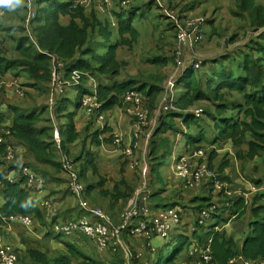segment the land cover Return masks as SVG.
Segmentation results:
<instances>
[{
  "label": "trees",
  "instance_id": "obj_1",
  "mask_svg": "<svg viewBox=\"0 0 264 264\" xmlns=\"http://www.w3.org/2000/svg\"><path fill=\"white\" fill-rule=\"evenodd\" d=\"M173 2L174 0H169V2L167 0L165 4L168 7H173L175 10H178L182 16L191 15L183 8L172 5ZM236 2L242 11L248 12V14L241 15L242 18L250 21L251 25L254 28L256 27V29L257 27H264L263 6L256 5L254 0H236ZM34 3L37 7V16L32 24V34L35 41L29 37L25 25H23L12 28V31L19 30L22 32V36L19 38L16 47L17 55L9 56L0 49V87L3 76L10 70H16L18 73L25 72L30 79L35 81V83L30 86L39 89V92H37L39 103H34L39 105H36L29 111H23L19 106L11 107L15 113L14 120L10 122V126L5 127L10 131L9 135L6 136L7 138L10 137V143L13 146L25 148L27 151L25 157L28 155V159L26 162L19 163L18 155H16V159L12 163H6L4 161L1 163L4 166V171L0 172V180L2 179L5 184L3 191L5 203L0 207L1 221L9 222L13 218L28 215L32 220L37 218L43 222L45 226L48 225L47 221L44 219L42 209L29 194V191L39 189V187L30 189L27 186L26 177L22 176L21 172L23 167L31 168L44 180L42 189H46L48 180L39 172L38 164H53L60 168L68 184L69 179L66 177L67 175L62 167L60 151L73 158L76 164V170L82 182L86 185L87 193L89 192V188H93L96 183L89 181V179H93L97 176L94 154L88 151L84 157L85 162L80 165L83 154L80 153L76 156H72L68 144L69 141L77 140V138L81 136V131L75 128V122H71L69 125L63 123L64 119L71 114L68 112L69 108L67 110L69 102L72 103L69 95L73 93L74 90H83L85 81L88 82L89 86V80H86L84 77L80 85L73 86L72 88L67 87L63 93L55 94L56 103L53 112L54 115L57 116L58 123L56 122V124L62 139L60 148H58L54 140L55 125L50 115L49 105L50 97L48 89L51 88L52 74V62L49 53L63 59V71L66 75L71 73L73 69H79L85 73L84 75H86V77H88V74H91L99 78L98 99L102 103V110L105 111L115 106H123L124 95L130 90H137L143 95V106L146 108L148 103L150 114H154V110L160 109V114H157L156 126L153 128L148 144V159L151 169L147 178L150 180H148L152 190L150 199L154 210L166 208H157L155 205V203L162 200L161 195L163 189L160 188L154 192V177L157 176L160 165L166 163L170 152L172 155V147L174 148V145H180L181 142L185 147L192 145L190 153L201 148H207L206 156L198 158L196 161L198 163L206 161L208 168L216 173V177L224 180H229V178L224 177L220 172H223L224 168L227 166V159L224 158L219 171L214 170L213 159L216 157L217 152L214 148L207 147L205 143L211 145L231 141L240 148L237 153L238 157H241L243 151L241 148L246 145L249 149L247 157L250 160L264 153V31L254 37L249 45L243 49L237 50V52L233 54V59L228 65L219 67L214 76L216 81L220 80V83L214 87V89L210 85L208 94L201 89L199 81L195 83L199 75H202V69H188L180 78L181 82L183 78L187 77V83L184 85V92L180 93V95H176L173 103L176 108L184 111V113H182L174 111V109L172 110L171 108L169 110L164 109L163 103L158 105L157 94L161 90L163 91L164 87L162 89L160 86L149 84L146 87L134 88V79L121 81L119 78L122 68V60L119 59V49L123 45H132L136 40L135 28L130 26L128 20L127 22H121V19L128 16L133 10L135 12L137 6L135 0H130L128 4L130 7L128 9L125 8L128 5L122 6L119 4V11L115 10L116 16L120 21V38L115 42L110 39L112 32L108 30L104 22L98 17L96 10L94 9L89 12L87 6L82 4V0H34ZM154 3L153 0H148L150 8ZM1 4L2 3H0V6ZM156 6L160 9L157 4ZM249 15L251 17H249ZM65 18H68V21L64 22ZM170 22L173 23L171 26L177 30L174 22ZM102 32H104L102 39L99 40L96 46H93L94 42H96L97 34ZM125 33H129L131 37H125ZM163 58L162 55L155 56L151 59L150 63L156 65L164 64L167 60ZM173 58L175 60V47ZM229 58H231V56H229ZM98 74H105L106 81ZM21 86L23 87L24 85ZM223 89L229 90L230 92L228 94L231 97H234V94L242 95V101L238 103L234 109L235 114H229L230 110L228 106L232 104L228 105V102L225 105L222 104L226 102L227 97L224 98V100L218 99L219 101H212L217 96L216 93ZM25 94H27V91ZM211 95L213 96L211 97ZM205 99H210L215 107L211 108L209 105H205L204 113L201 118L195 117L192 113L185 112L186 109L195 108L200 103L209 102ZM74 105L79 106L80 104L77 103ZM214 110H218V112L216 113ZM224 112H226V115H223ZM181 114L186 117L184 122L188 126H190L192 122L199 123L203 118L214 120L215 132L213 133V137L209 139L206 135L193 134L188 131L185 124L186 127L184 128L178 127L176 118H182ZM109 130L112 131L108 124L103 132ZM170 132L172 136L168 134ZM113 135V133L110 134L109 138H105V141L113 142ZM92 137V142L96 144L102 141L98 130L92 132ZM137 147L134 148V151ZM180 156L181 155L175 157ZM89 170L92 171V177L90 178L87 174ZM13 171L18 172L16 175V182L7 180V175L13 173ZM213 179L214 178L204 179L199 184L204 185V187L211 192H215L216 188ZM104 181V179L100 178L98 184H103ZM136 187L132 190L130 197L133 195ZM105 194L107 193L105 192ZM234 198L235 197H227L222 207L227 208L231 206L234 209V213H237L239 217L247 211V208H250L254 217V221L250 226L251 232L245 239L241 251L238 250L233 239H227L220 233H213L211 250L213 257L212 262L214 264H237L234 259L239 256L250 260H264V205H257L255 198L246 206L242 198L237 200H234ZM208 200L207 205L206 203L201 205L199 213L202 208L214 204L212 202L210 203L209 198ZM227 202L231 204L227 205ZM222 207L218 206L216 211H219ZM212 217L216 222L222 219L220 213H213ZM58 221H60L58 216H55L50 225ZM195 224L193 229H191L192 235L198 233L199 228L203 227L197 222ZM210 227H215V224L209 225L208 228ZM186 228L188 227L183 222L182 218V224L177 229L176 235L173 236V238L178 236V243L174 251L168 255L165 249L160 250L159 258L156 260L155 264H178V257L185 246L186 239L183 234ZM211 231L212 230H210L209 233ZM47 235L64 242L69 250L71 258L60 256L54 259L49 256L48 253L38 249H29L26 251V254H24L25 252L22 253L21 249L15 247L18 254V261L16 264H20L26 260H29L32 264H72V259L77 261L80 260L79 264H97L96 260H92L82 250L72 244V242L63 239L62 235H54L52 230H50ZM147 244L145 240V245L147 246ZM191 244L192 242L187 244V250H189ZM113 248L117 251L120 247H110V249ZM150 251L154 252L152 250ZM128 252L131 253L130 264H139L137 253L130 252V250ZM117 257L118 260L115 264H127L123 258Z\"/></svg>",
  "mask_w": 264,
  "mask_h": 264
},
{
  "label": "crops",
  "instance_id": "obj_2",
  "mask_svg": "<svg viewBox=\"0 0 264 264\" xmlns=\"http://www.w3.org/2000/svg\"><path fill=\"white\" fill-rule=\"evenodd\" d=\"M135 1L137 4L135 12L133 10L128 16L121 19V22H127L128 20L130 26L136 30V40L133 42L132 46L141 42L143 37H147V40L150 43V48L158 46L165 49V46H169V43L164 40L168 37L173 38L172 31L167 27L165 29H160L162 23L153 21V18L156 16L151 12L148 0ZM254 1L256 5L264 7V0ZM172 5L183 8L192 16H203L206 19L205 35L207 34V39L204 40L202 45H204L203 47H206V50H216L218 53L212 55L209 59H205V66L201 71L204 78L208 77V74L215 75L214 73H211V71H217L220 66L228 65V63H225L226 60H232L233 54H235L237 50L243 49L249 45L254 37L264 31V27H257L256 29V27L254 28L251 25L250 21L241 17L243 14H248V12L242 11L240 6L238 7L236 0H174ZM10 7L12 10H9ZM25 7L26 5H23L20 0H9L8 3H2L0 6V49L6 52L9 56L17 55L16 47L19 38L22 36V32L19 30L12 31V28L24 25L26 19ZM1 8H4L5 10H1ZM99 17L104 23L108 22L111 25L108 27V30L112 32L110 39H112L113 42L117 41L120 38V21L118 17L112 22L109 19L101 17V15H99ZM249 17L251 16L249 15ZM66 21H68V18L64 19V22ZM103 33L104 32L97 34L96 42H94L93 46H96L99 40L102 39ZM124 36L131 37L129 33H125ZM224 37L228 38L226 43H222L221 41ZM208 44L211 46L207 47ZM225 45L228 47L232 45L235 46L231 49H227L228 47L225 48ZM125 46H128V48L131 49V47H129L131 45H124V47ZM223 50H226V52L221 53ZM229 56H231V58H229ZM185 79L187 80V77ZM34 83L35 81L30 79L25 72L18 73L16 70H10L3 76L0 87V132H3L5 127L10 126V122L14 120L15 113L11 107L19 106L23 111H29L36 105H39L33 104L34 100L39 103L37 98V92H39V89L30 86ZM21 85L24 86L22 87ZM90 85V81L89 86L88 82L85 81L83 91H88ZM18 89H21L23 93ZM26 91L27 94H25ZM48 93L50 96L51 88L48 89ZM241 96L242 95L234 94V97L226 98V102H223L222 104L225 105L227 102L229 105L234 104V106H228L229 110H234L237 104L242 101ZM69 97L72 100L73 93H71ZM209 106L213 108L211 105ZM121 107L123 106H115L112 109L103 110L112 131L109 130L103 132L99 127L94 128L97 127L95 121L86 113L81 105L76 106L72 104L68 110L71 114L67 117L65 116L66 118L64 117L65 119L63 121L64 124L68 125L71 122H75V128L78 131H81V136L77 138V140H68V147L70 148L72 156H76L80 153L83 154L80 165L85 162L84 157L88 151L92 152L95 157L97 176L93 179H89V181L96 183L93 188H89V192L87 193L88 199L93 205L108 211L117 222H120L121 220V215L128 204L132 190L139 184L142 176L147 178L149 175L151 168L148 159V144L153 128L156 126L157 122V117H154V115L151 114L153 119L151 127L146 129V131L141 132L140 137L136 139L138 147L135 149L134 155L128 156L124 152V147L115 144L114 139L113 142L105 141V138H109L112 133L120 135L124 144H131L135 140L133 132L135 119L133 116L131 117L126 114ZM225 113L226 112H224L223 115H226ZM157 114L158 113H156V116ZM181 116L182 118H176L178 127L184 128L187 126L188 131L193 134L206 135L209 139L213 137V133L215 132L214 120L203 118L199 123L192 122V124L188 126L184 122L186 117L183 114H181ZM55 121L57 122V119H55ZM95 130L100 132V139L102 141L99 144L92 142V132ZM147 131L148 134L145 135L144 132L147 133ZM168 134L172 136L171 132ZM9 138L10 137H6L8 142H10ZM205 144L207 147L214 148L217 152L216 157L213 159L214 170L219 171L224 158L227 159L228 164L223 172L220 173H222L224 177L229 178V180L225 181L229 183L230 188L233 191L235 197L234 200L241 198L244 200L243 197L238 196V194L243 192L247 201L250 200V202H252L256 198L257 205H264V153L255 159L250 160L247 157L249 149L246 145L241 148L243 151L241 157H238L237 153L240 148L234 145L231 141L211 145H208V143ZM14 148L16 155H18L19 163L26 162L28 159V155L25 157V154L27 153L26 149L20 146H14ZM191 148L192 145L185 147L182 142L180 145H174V148L172 147L173 151L171 150L172 155L170 152L166 163L160 165L157 176L154 177V192L160 188L163 189L161 195L162 200L155 203L156 207L160 208L169 206L180 210L183 222L188 227L183 234L186 240L185 246L178 257V264H199L198 262L201 258L202 250L206 248L211 250L213 233H220L227 239H233L238 250L241 251L245 239L251 232V223L254 221L250 208H247V211L239 217V215L237 216V213H234V209L231 206L227 208L222 207L223 201L225 200L224 196L227 197L226 190L215 189L216 193H214L202 184L188 186L186 180L175 175L173 168L175 156L187 155L190 153ZM1 150H3V148H0V151ZM2 161V155L0 152V172L4 171V166L1 164ZM38 170H40L39 172H41L48 180L47 187L43 190H31L29 191V194L42 209L44 219L47 221L48 225L45 226L43 222L37 218L35 220L33 219L31 225H26L20 217L13 218L9 222H3L0 220V243L13 244L16 248L21 249L22 253L25 252L24 254H26V251L29 249H38L48 253V255L54 259L60 256L70 257L68 248L61 240L47 235V233L52 230L50 224L55 216H58L59 220H72L80 218L82 215H85V213L82 211L78 199L70 193L69 186L60 168L48 163L38 164ZM87 174L89 178L92 177L91 170H89ZM100 178L105 180L103 184H98ZM4 188L5 184L1 179L0 198H2V200L0 199V207L5 203L3 193ZM105 192L107 194H105ZM231 196L233 197V195ZM208 198L210 199V203L214 201L219 203L222 202L220 204L223 208L220 212L222 219L217 222L214 220L210 222L209 225L215 224V227L208 228V225L206 228L202 229V231L198 230V233L192 235L191 229L196 225L195 223L199 215V208H201L203 203H206V205L208 204ZM46 200L49 201V205L43 204V201ZM245 205L248 206L247 204ZM188 230H190V232L186 234ZM210 230L212 231L209 233ZM64 236L66 241L72 242V244L82 250L92 260H95L98 254L102 258H105V264H109L108 260H112L117 256L123 258L127 264H130L131 253H129L128 250L137 253L139 264H152L151 261L153 259L155 262L158 260L157 256L159 252L155 253L153 258L149 245H145L144 237L129 230L123 233L124 244H127L128 250L119 253L114 248L110 249V247L104 250L99 249L96 245L87 241L83 234ZM79 236H81V239H79ZM154 238H159V236H155ZM173 240L177 244L178 236L174 237ZM191 242L192 244L188 251L186 246ZM90 246H94V252H92L93 249ZM165 247L163 240L160 244L155 245V248H157L158 251ZM260 261L262 260H250L242 256L236 258L237 264L259 263ZM79 263L80 260L77 261L72 259V264ZM20 264L32 263L29 260H26Z\"/></svg>",
  "mask_w": 264,
  "mask_h": 264
},
{
  "label": "built area",
  "instance_id": "obj_3",
  "mask_svg": "<svg viewBox=\"0 0 264 264\" xmlns=\"http://www.w3.org/2000/svg\"><path fill=\"white\" fill-rule=\"evenodd\" d=\"M94 0H82V4L89 5ZM96 9L101 13H105L107 10L113 7V0H97ZM159 7L169 21L174 22L177 29V48L175 47V60L174 64L176 71L166 81V96L163 102V108L169 110L174 108L175 90L180 82L181 76L190 68L195 70H201L205 66L203 59L184 57L186 51H195V49L201 45L205 40V18L203 16L194 17L191 15L182 16L177 10L168 7L162 0H153ZM130 0H120L119 4L127 6ZM27 13L24 22L25 29L29 37L35 41L32 34V24L37 16V7L34 0H26ZM205 22V23H204ZM52 62V74H51V95L49 96L50 112L54 119L53 108L56 103V93H63L65 89L72 88L81 84L85 73L79 69H73L71 73L65 74L63 71L64 61L58 58L56 55L49 53ZM94 85H90L88 91H85L80 100L81 107L86 113L95 119L97 124H100L102 130L108 125V120L104 111L101 109L102 103L98 99V86L99 82L94 81ZM21 93L22 90L18 89ZM123 103L130 104L132 106V112L135 119L133 125L134 139H138L141 132L150 124L148 119V113L143 106V95L137 90L127 91L124 95ZM185 112L192 113L195 117H202L204 109L202 108H189ZM54 121V140L58 148L61 144V135L59 128ZM100 129V130H101ZM10 131L6 128L3 132H0V148L2 160L6 163H12L16 159V151L14 146L7 141L6 135ZM114 143L122 145L126 155L131 156L134 153V148L138 146L136 140L131 144H124L120 135L114 133ZM206 156V149L201 148L193 153H189L184 156L175 157L173 162L174 173L177 177L186 180L188 186H195L201 183L204 179L214 178V186L216 189L226 190L228 197H232L233 191L230 188L228 182L216 177V173L210 170L206 161L198 163V158ZM60 160L62 167L67 175L69 182L68 186L72 195L78 199V203L82 208L85 215H82L78 219L72 220H60L51 225V229L55 234L60 235H76L83 234L94 241L95 245L101 249H108L111 246L124 247L123 233L129 230L135 234L141 235L147 241L150 249L155 251V246L151 243L155 236H159L163 239L171 238L173 233L182 224V215L180 210L175 207H166L161 209H153L150 199L151 188L147 182V178L142 176L140 185H138L129 198L126 208L123 210L120 222H116L114 218L101 207L93 205L88 199L86 185L82 182L78 171L76 170V164L72 157L68 154L60 151ZM17 171H13L7 175V180L10 182H16ZM21 175L26 177L27 186L32 189L39 187L42 189L44 180L36 174L31 168L23 167ZM245 200V204H249L245 195L238 194ZM44 205H49V201H43ZM231 203L227 202V205ZM217 206L212 204L209 207L202 208L196 222L199 225L205 226L210 220L213 219V213H217ZM21 220L26 225H31L33 220L30 216H20ZM127 250V249H126ZM213 257L211 250L206 248L201 252V259L198 262L206 264H214L212 262ZM236 262V259H234ZM18 261V254L15 246L9 243H0V264H16ZM247 264H264V260L259 263H247Z\"/></svg>",
  "mask_w": 264,
  "mask_h": 264
},
{
  "label": "rangeland",
  "instance_id": "obj_4",
  "mask_svg": "<svg viewBox=\"0 0 264 264\" xmlns=\"http://www.w3.org/2000/svg\"><path fill=\"white\" fill-rule=\"evenodd\" d=\"M162 1L165 3L167 0H162ZM20 2H22L23 5H26V0H20ZM119 2H120V0H113V7L111 9L107 10L105 13H101L100 11H98L95 8L96 4L99 3L97 0H94L91 3H89V5H87V9H88L89 12L95 9L96 12H97L98 17H99V15H101V17L109 19L112 22V21H114V19L116 20L117 16H116L115 10L119 11V6H118ZM129 7L130 6L128 5L125 8L128 9ZM171 8H173V7H171ZM25 9H26L25 13H27V6L25 7ZM173 9H175V8H173ZM1 10H5V9L1 8ZM9 10H12L11 7H10ZM151 12L153 14H155V16H156L155 18H153V21H155L157 23H162V25L160 26V29H165L166 27L169 28L170 31H172L173 38L168 37V38H166L164 40L165 42L167 41V43H169V46L168 45L165 46V49H162V47L160 48L158 46L150 48V43L148 42L147 37H143L141 42L136 43L135 46H132V45L129 46V47H131V49L128 48V46H125V47H124V45L121 46L120 49H119V57L122 60V63H121L122 68H121V71H120L119 78L121 79V81H124V80L129 81L128 79H134L133 80L135 82L134 88L146 87L149 84L150 85L154 84L156 86H160L162 89L164 87V90L163 91L161 90L162 92L160 91L157 94L158 95L157 96L158 97V105L159 104L161 105L164 102V99H165V96H166V83H167L166 81L176 71V67H175V64H174V58H173V52H174V46L177 48V35H176V31L177 30H175L174 27L171 26L173 23H171L169 20H167L166 16L163 15L164 12H162L156 6L155 3L151 6ZM194 17H200V16H194ZM205 22H206V20H205ZM104 25H106L107 28L111 26L108 22H105ZM204 29H205V27H204ZM204 34H205V32H204ZM206 39H207V34L205 35V40ZM227 39H228L227 37L222 38L221 39L222 43H226ZM175 40H176V43H175ZM203 46L204 45H202V44L199 45L195 49V51H186L184 57L187 58V59H191V58H200L201 59L202 58L203 61H205V59H209V58H211L212 55L218 53L216 50L215 51L206 50V47H203ZM210 46H211L210 44L207 45V47H210ZM219 46H222V45H219ZM234 46L232 45V46L228 47L227 45H225L224 47L225 48L228 47L227 49H231ZM170 48H172V49H170ZM168 49H170V50H168ZM225 52H226V50L221 51V53H225ZM158 55H162L164 57L163 59H166L167 62L164 63V64H160V65H156V64L150 63L151 59H153L155 56H158ZM231 61H232L231 59H228V60H226V63H230ZM216 72L217 71H214V72L211 71V73H214L215 75H216ZM94 74H97V73H94ZM98 75H100L102 77V79L104 81H106L105 80V78H106L105 74H98ZM203 77H202V75H199V77L197 78V81L195 83H197L199 81V84H200L199 86L207 94L209 93L210 85L214 89V87H216L220 83V80H218L219 82L215 80V76L213 74H210V75L208 74V77H206L205 79ZM85 79L89 80L90 83L92 82V85H94L93 84L94 81H97V82L100 81L99 78L96 75H91V74H88V77L85 76ZM186 83L187 82H186L185 78H183L181 80V82L178 83L177 88H176V90L174 92L175 96L184 92V90H182V89H185L184 85ZM180 88H182V89H180ZM229 92L230 91L227 90V89H223V90L219 91L218 93H216L217 96L212 101H215V100H218V99L224 100V98H226V97L227 98H232L228 94ZM83 93H84V91L82 89H77V90L73 91L72 103L69 102V106L67 107V110H68L69 107L72 106V104L74 105V104L80 103V100H81V97L83 96ZM232 95H233V93H232ZM212 96L213 95H211V97ZM205 100H207L209 102L200 103V104H198L197 107L198 108H202V109L205 108V105H211L213 108L215 107L211 103L212 101H210V99H205ZM35 102H37V101L34 100L33 104ZM145 102H147V101H145ZM228 105H229V103H228ZM232 106H234V104H232ZM121 109L126 114L130 115L131 117L133 116L132 106L130 104L123 103V107H121ZM145 109H146V113H148V119L150 121V124L144 129V131H146V129L151 127V124L153 123L152 115H154V117H157L156 113L160 114V109L158 108L159 110L158 109L154 110L153 111L154 114L151 115L150 112H149V109H148V103H147ZM171 109L172 110L174 109V111H179V112L184 113V111H182V109H179V108H176V107L175 108H171ZM186 110H188V109H186ZM206 111H205V115H206ZM214 111H216V113L218 112V110H214ZM229 114H235V111L234 110H230ZM54 119H57V116L54 115ZM92 119L95 121L94 118H92ZM95 124L97 125V127H94V128H98L99 127L101 129L100 124H97L96 121H95ZM144 133H145V135H147L148 131H147V133L146 132H144ZM146 180H147V182L149 184L150 180L148 178ZM221 180L225 181L224 179H221ZM140 183L141 182H139V185H140ZM214 193H216V192H214ZM227 197H228V195H227ZM227 197L224 196L225 200L223 202H226ZM0 199L2 200V198H0ZM212 203H214L217 207L218 206L221 207L220 204L222 202L219 203L217 201H214ZM222 209L223 208H220V210L217 211V213H220ZM212 221H213V219L210 220V222H212ZM210 222L207 225L199 228V230L202 231V229L206 228L210 224ZM188 232H190V230H188L186 232V234H188ZM52 233L54 235H56L53 231H52ZM176 233H177V231H175L173 233L171 238L163 239V238L159 237V238H154L151 242L155 246L157 244H160L161 241L163 240L164 241V247L166 246L164 249H165L166 253L169 255V254H171L174 251V248H175L176 242L173 240L174 239L173 236H175ZM85 237H86L87 241H89L90 243L95 245L93 240H91L87 236H85ZM62 238L66 239L64 235L62 236ZM79 239H81V236H79ZM75 241H80V240H75ZM62 243H64V242H62ZM90 247L93 249L92 252H94V250H95L94 246H90ZM124 247L128 250L127 244H124ZM124 247L119 248L117 250V252L118 253L121 252V251L125 252L126 249ZM156 252H159L157 250V248L155 249L154 252H151L153 258H154V254ZM158 258H159V254L157 256V259ZM95 260H96L97 264H105L104 260H106V259L102 258L98 254L96 256ZM117 260H118V257H114L112 260H108V262H109V264H115V262ZM151 263L155 264V260L153 259L151 261Z\"/></svg>",
  "mask_w": 264,
  "mask_h": 264
},
{
  "label": "clouds",
  "instance_id": "obj_5",
  "mask_svg": "<svg viewBox=\"0 0 264 264\" xmlns=\"http://www.w3.org/2000/svg\"><path fill=\"white\" fill-rule=\"evenodd\" d=\"M9 0H0V3H8Z\"/></svg>",
  "mask_w": 264,
  "mask_h": 264
}]
</instances>
